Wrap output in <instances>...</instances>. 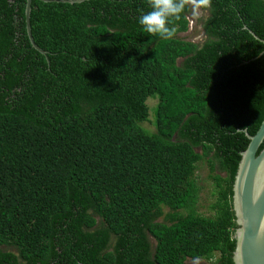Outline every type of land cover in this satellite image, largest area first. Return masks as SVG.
<instances>
[{"label": "trees", "instance_id": "1", "mask_svg": "<svg viewBox=\"0 0 264 264\" xmlns=\"http://www.w3.org/2000/svg\"><path fill=\"white\" fill-rule=\"evenodd\" d=\"M24 7L0 0V264H233L242 129L264 117V0H211L199 42L180 35L191 6L162 40L138 23L147 0H31L46 54Z\"/></svg>", "mask_w": 264, "mask_h": 264}, {"label": "water", "instance_id": "2", "mask_svg": "<svg viewBox=\"0 0 264 264\" xmlns=\"http://www.w3.org/2000/svg\"><path fill=\"white\" fill-rule=\"evenodd\" d=\"M53 1L73 3L83 0ZM30 10L31 0H25L24 19L28 39L37 51L46 54L33 40ZM242 131L249 142L240 152L241 158L232 185V208L236 224L232 261L233 264H264V145L259 149L264 140V117L254 134H249L246 129Z\"/></svg>", "mask_w": 264, "mask_h": 264}, {"label": "clouds", "instance_id": "3", "mask_svg": "<svg viewBox=\"0 0 264 264\" xmlns=\"http://www.w3.org/2000/svg\"><path fill=\"white\" fill-rule=\"evenodd\" d=\"M147 3L151 10L146 14L141 13L138 23L149 36H158L162 40H171L175 36L176 27L173 22L181 18L188 6L194 12L211 6V0H147ZM257 55H264V49Z\"/></svg>", "mask_w": 264, "mask_h": 264}, {"label": "rangeland", "instance_id": "4", "mask_svg": "<svg viewBox=\"0 0 264 264\" xmlns=\"http://www.w3.org/2000/svg\"><path fill=\"white\" fill-rule=\"evenodd\" d=\"M193 10V9H192ZM206 15L205 10L199 9L198 11L194 10L189 15L190 18V25L189 29L184 33H180L182 37L185 39H190L195 42H199L203 37V31L201 29V22L199 21L198 17H202ZM147 104H152L151 98L147 100ZM145 126L152 128L151 123L149 122H142ZM207 165L204 162H200L198 167L195 171V177L197 180L198 185L200 186V197L198 201L197 209L200 213L204 215H211L213 214V210L211 205L214 203L216 199V194L213 192V183L211 179L207 176ZM223 175V173H222ZM168 210L167 207H163L162 214L158 217V220L163 218L164 212ZM218 257L216 253L214 257L210 260L206 259H187L186 264H213L214 260Z\"/></svg>", "mask_w": 264, "mask_h": 264}]
</instances>
